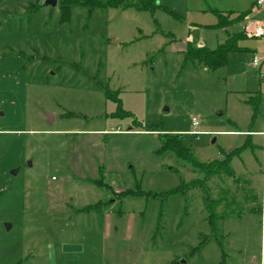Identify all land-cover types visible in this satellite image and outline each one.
<instances>
[{
    "label": "rangeland",
    "instance_id": "obj_1",
    "mask_svg": "<svg viewBox=\"0 0 264 264\" xmlns=\"http://www.w3.org/2000/svg\"><path fill=\"white\" fill-rule=\"evenodd\" d=\"M65 1L30 12L28 0H0V264H264V67L252 66L264 38L248 34L262 19L252 0H152V11L78 0L67 20ZM242 30L247 50L223 67L185 60L188 46L214 50ZM168 136L200 162L240 151L241 192L233 178L208 183L223 204L242 197L217 229L201 192L179 191L204 179L159 152Z\"/></svg>",
    "mask_w": 264,
    "mask_h": 264
},
{
    "label": "trees",
    "instance_id": "obj_2",
    "mask_svg": "<svg viewBox=\"0 0 264 264\" xmlns=\"http://www.w3.org/2000/svg\"><path fill=\"white\" fill-rule=\"evenodd\" d=\"M41 0H28V8L29 11H36L40 7ZM100 6L105 5L109 6L111 8H133L139 11H152L156 6L154 5V2L152 0H106V4H103L101 2H97ZM72 4H84V2H80L78 0H66L62 5H60V11L63 15V19L67 20L69 19L70 15V5ZM249 13V12H248ZM247 13V14H248ZM222 18H220L219 24L222 26H226L229 23L233 22V20H229V16L221 15ZM242 16L244 15H238L236 17V21H239ZM248 38L244 32L242 31L239 34H234L233 36H229L228 39L220 44L216 49L211 50L206 48L205 46H199V47H193L188 46L187 49L184 51V58L188 62H198L199 64L204 65L205 67L211 68V69H217L220 67H223L227 64L228 55L231 52H237V51H246L247 48L242 47L238 44L239 40H243ZM250 104L257 106L259 103V99L256 97L250 98L249 101ZM164 135H171V134H164ZM163 136V135H162ZM162 148L159 151L163 156H165L166 153H174L177 157L184 159L186 162L194 165L198 168L200 173L203 176V182H200L199 179H192L188 182H184L179 187V191H181L184 194H188L189 191L193 190H199L201 192V195L203 197V202L205 205V211L208 214V220L210 222V225L212 229L216 228V223L223 217V215H226L227 213H234L236 211L237 206H239L242 203V197L240 196L237 204L235 205V199H231L229 202H225L226 204H223L222 198H219L218 200H215L212 197V188L208 185L210 181H214L215 178L217 180H220V182H225L226 178H233V184L234 188L230 187V192L232 191H240L243 189V187H240V181L241 178L237 177L235 175L234 168L232 166V159L240 154V151L237 149L232 150L231 152H228L224 154V158L221 160H213L210 162H200L198 161L195 156L191 152V148L186 146L184 141L181 140V138H178L176 136H168L163 137L162 139ZM240 150V149H239ZM225 177V178H224ZM223 185V184H222ZM238 187V188H237ZM241 194V193H240ZM223 204V205H222ZM101 203L90 206L86 210L89 209H98L100 207ZM223 207V212H221V215L218 216L217 210L220 206Z\"/></svg>",
    "mask_w": 264,
    "mask_h": 264
},
{
    "label": "built area",
    "instance_id": "obj_3",
    "mask_svg": "<svg viewBox=\"0 0 264 264\" xmlns=\"http://www.w3.org/2000/svg\"><path fill=\"white\" fill-rule=\"evenodd\" d=\"M254 11H255V13H257V15H261L262 19L261 20H259V19L252 20L254 25H253L251 30H249V28H248L249 37L264 38V0H257L256 1ZM252 66L254 68L264 67V59L262 62H260V60L257 57H254L253 62H252ZM259 76H260V79L262 77L264 80V73H260ZM192 122H193L194 127H197V125L199 124L197 117H193ZM192 133H197V131L194 130Z\"/></svg>",
    "mask_w": 264,
    "mask_h": 264
},
{
    "label": "water",
    "instance_id": "obj_4",
    "mask_svg": "<svg viewBox=\"0 0 264 264\" xmlns=\"http://www.w3.org/2000/svg\"><path fill=\"white\" fill-rule=\"evenodd\" d=\"M58 1L59 0H41L40 1V5L41 6H51L52 8H56L58 6ZM53 118L52 114H48V119L49 121H51V119ZM183 139V137L181 138ZM216 142V137H213L212 143ZM18 172V170H14L12 173L15 175ZM11 226L10 225H6V228L9 229ZM182 263H185V261H182Z\"/></svg>",
    "mask_w": 264,
    "mask_h": 264
},
{
    "label": "crops",
    "instance_id": "obj_5",
    "mask_svg": "<svg viewBox=\"0 0 264 264\" xmlns=\"http://www.w3.org/2000/svg\"><path fill=\"white\" fill-rule=\"evenodd\" d=\"M256 1H257V0H252V1H251V3L254 4V7H255V4H256ZM251 3H250V4H251ZM253 9H254V8H253ZM238 15H239V14H238ZM238 15H237V16H238ZM237 16H236V17H237ZM253 16H256V17H257V13H254ZM242 31H243V30H242Z\"/></svg>",
    "mask_w": 264,
    "mask_h": 264
}]
</instances>
